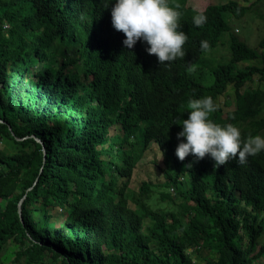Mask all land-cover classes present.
Segmentation results:
<instances>
[{"label":"trees","instance_id":"1","mask_svg":"<svg viewBox=\"0 0 264 264\" xmlns=\"http://www.w3.org/2000/svg\"><path fill=\"white\" fill-rule=\"evenodd\" d=\"M259 1L197 10L169 0L188 40L185 58L166 66L145 42L124 46L115 0H0V254L15 247L0 264H195L201 249L216 255L207 264L264 257V151L219 168L175 154L190 99L212 97L210 119L244 138L264 129V36L250 47L231 24ZM224 32L229 59L206 63L201 41L211 49ZM244 60L259 65L236 67ZM256 74L263 87L244 86ZM228 86L234 106L223 110ZM153 143L164 179L131 191Z\"/></svg>","mask_w":264,"mask_h":264},{"label":"clouds","instance_id":"2","mask_svg":"<svg viewBox=\"0 0 264 264\" xmlns=\"http://www.w3.org/2000/svg\"><path fill=\"white\" fill-rule=\"evenodd\" d=\"M181 20L179 5L171 6L169 0H115L111 8L112 26L124 34V46L132 49L138 41L145 42L147 53L155 55L160 65L170 66L171 62L186 56L188 36L181 30ZM206 22L203 12L193 17L196 27ZM200 47L207 51L210 45L208 41H201ZM187 71L194 73L196 66L190 65ZM187 108L188 118L182 120V131L177 133L178 140L183 138L175 151L178 160L184 161L190 154L197 161L210 157L219 168L233 160L245 165L249 157L264 151V136L244 138L233 124L221 126L210 119L217 110L212 97L190 99Z\"/></svg>","mask_w":264,"mask_h":264},{"label":"rangeland","instance_id":"3","mask_svg":"<svg viewBox=\"0 0 264 264\" xmlns=\"http://www.w3.org/2000/svg\"><path fill=\"white\" fill-rule=\"evenodd\" d=\"M225 1L227 0H187V5L192 6L197 10H201L208 4H219ZM236 1L244 5L252 4L253 2H255V0ZM250 8L251 10L247 11L244 17L234 19L231 24L233 25V28L237 27L239 29L236 34L240 40L246 42L250 47L257 48V42L264 36V15L261 16V14L264 12V0L257 2ZM228 40V33H222L219 37L217 45L204 52L203 57H205L204 59L206 63L222 62L229 59L230 50L228 46ZM223 43H226L227 46L222 45ZM55 60H59L58 55H53L50 58V62H54ZM251 63L259 65L255 60H244L236 63V67L245 68L247 64ZM200 75L202 76L201 82L203 84H208L209 82H211L212 77L209 74L208 68L202 69ZM244 86L253 88L256 86L263 87V83L258 81V75L256 74L253 76V79L250 82H246ZM231 91V86H228L227 90L218 97V104L222 107L221 109L223 110L232 108L234 106V99L232 97L233 95ZM257 135L264 136V129L258 132ZM161 152L162 151L160 150V148L153 143L151 145V150L149 151V153L147 152L140 159L134 169L132 179L129 184V188L131 189V191H136L138 185L142 180L158 182L164 179L163 171L166 168V165L164 164V159H161ZM184 178L186 177L184 176ZM169 192L173 193L171 189H169ZM14 249L15 247L13 246V243L8 242L1 250V258L6 261L8 258H10ZM215 258L216 255L211 249H201L196 255L194 263L207 264V261H214ZM252 264H264V257L253 260Z\"/></svg>","mask_w":264,"mask_h":264},{"label":"water","instance_id":"4","mask_svg":"<svg viewBox=\"0 0 264 264\" xmlns=\"http://www.w3.org/2000/svg\"><path fill=\"white\" fill-rule=\"evenodd\" d=\"M37 141H40L38 138H35ZM42 150H43V154H44V149H43V146H42ZM22 200V198L19 200L17 206H18V210H19V204H20V201Z\"/></svg>","mask_w":264,"mask_h":264}]
</instances>
